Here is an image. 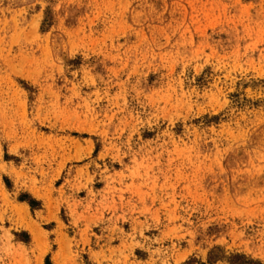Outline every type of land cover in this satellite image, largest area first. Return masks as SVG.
Returning <instances> with one entry per match:
<instances>
[{"label":"rangeland","instance_id":"374dc122","mask_svg":"<svg viewBox=\"0 0 264 264\" xmlns=\"http://www.w3.org/2000/svg\"><path fill=\"white\" fill-rule=\"evenodd\" d=\"M0 264H264V0H0Z\"/></svg>","mask_w":264,"mask_h":264}]
</instances>
